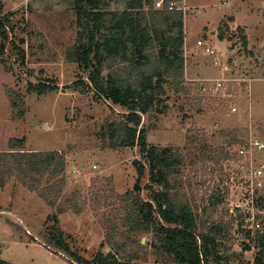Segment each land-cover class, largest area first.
<instances>
[{
  "label": "rangeland",
  "instance_id": "374dc122",
  "mask_svg": "<svg viewBox=\"0 0 264 264\" xmlns=\"http://www.w3.org/2000/svg\"><path fill=\"white\" fill-rule=\"evenodd\" d=\"M181 1L183 24L185 20L183 87L188 93L173 94L170 85H165L166 112L142 116L146 142L182 150L194 138L193 151L206 144L205 151L201 148L184 155L177 190L205 226L213 222L226 226L221 260L210 264H255L256 235L264 232V212L255 204L264 197V149H252L249 142L264 146V53L260 49L257 57L248 56L238 41L237 26L250 34L255 12L264 14V1L238 0L229 8L223 0ZM2 2L3 13L12 12L13 17L0 55V152L8 150L10 138L22 137L25 151H57L65 157V182L53 207L24 188L16 176L0 188V259L12 264H74L45 246L43 234L53 224L48 216L57 215L58 228L70 248L90 259L104 241L106 230L122 226L120 216L126 212L121 196L133 190L134 161H142V155L138 146L102 147L100 132L105 119L125 111L96 100L93 92L84 94L73 87L80 78L86 81L77 64L65 60L76 36L73 0ZM125 2L111 1L109 9L122 10ZM152 9L157 7L152 5ZM218 23L228 26L226 35H232L231 41L218 40ZM204 26L213 31L212 37L205 35ZM197 40L210 46L214 54L206 55ZM19 50L24 52L23 61ZM222 78L225 82L215 90V81ZM42 81L56 84L57 89L28 91L29 83ZM202 83L206 91L199 90ZM243 129L247 138L227 143L226 133ZM241 145H246V154H240ZM48 182L44 179L41 186ZM148 184L146 168L139 194L142 200L150 199ZM72 207L81 211L73 212ZM139 238L144 244L150 235ZM130 246L136 248V244ZM136 262L175 264L171 256L150 247L139 253Z\"/></svg>",
  "mask_w": 264,
  "mask_h": 264
},
{
  "label": "trees",
  "instance_id": "16d2710c",
  "mask_svg": "<svg viewBox=\"0 0 264 264\" xmlns=\"http://www.w3.org/2000/svg\"><path fill=\"white\" fill-rule=\"evenodd\" d=\"M111 1L114 0H73L76 36L65 60L76 63L86 75V81L80 78L73 82V87L84 94L93 92L96 100L108 101L125 111L115 118L105 119L99 134L104 138L102 147L138 146L142 161H134L133 190L121 196L122 209L126 212L120 216L122 226L106 230L104 241L90 259L70 248L58 228L56 214L47 218L53 224L43 234L45 246L61 252L74 264H138L139 253L147 247L171 256L175 264L218 263L226 226L219 222L205 226L190 202L177 190L184 155L198 153L201 148L205 151L206 144L195 147V151L191 147L194 138L189 140L190 147L182 150L148 144L147 128L142 122L144 115L166 112V84L173 94L188 93L183 87V13L152 9L153 0H125L122 10H111ZM12 17V12L3 13L0 0V55L4 54L9 33L7 26ZM223 27L222 24L218 27L217 38L231 41L232 35H226L228 26L224 24ZM238 30V41L244 46L245 35L241 28ZM19 51L23 61L24 52ZM56 89V84L50 82L28 84L31 93ZM247 136L244 129L225 135L228 144H237L239 137ZM24 142L23 137L10 138L8 150L0 152V188L16 176L24 188L53 207L65 182L62 175L65 157L57 151H25ZM219 150L223 153L224 148L221 146ZM146 168L150 199L142 200L139 194ZM44 179L50 182L42 187ZM255 204L264 212L263 196L256 199ZM71 209L76 213L81 211L75 207ZM141 234H149L150 240L142 244ZM247 237H252L251 232H247ZM256 237L258 253L254 263L264 264V232ZM134 244L136 248L131 250L130 245ZM0 264L12 263L0 259Z\"/></svg>",
  "mask_w": 264,
  "mask_h": 264
},
{
  "label": "crops",
  "instance_id": "0c3cea01",
  "mask_svg": "<svg viewBox=\"0 0 264 264\" xmlns=\"http://www.w3.org/2000/svg\"><path fill=\"white\" fill-rule=\"evenodd\" d=\"M235 1H238V0H223V3L226 5V8L227 7L229 8V6H231V4L234 3ZM239 1L241 3H243L247 0H239ZM256 1L258 2V1H264V0H256ZM255 14L257 16H255V18L252 20L254 25L251 26L252 29H251L250 34L246 33V31H244L245 29L243 30V28H241L240 26H237L238 29L241 28L243 30V34L245 35V39H246L244 46H243V44H241L242 45L241 48L245 49L247 51L248 56H250V57H257V55L260 54V52H259L260 49L264 53V14L261 13V10H260V12L256 11ZM223 16H227V15L224 14ZM261 16H262V18H261ZM223 19H224V17L222 19H220V21ZM233 22H234V20H233ZM233 22H231V23H233ZM219 26H220V24L218 25V27ZM206 27L207 26L203 27V31H205L204 32L205 35L208 37L209 36L212 37L213 31H209L210 29H207ZM218 27H216V28L218 29ZM216 30H215V33H216V37H217V31ZM184 32H185V20H184ZM185 39H186V36H185ZM220 41H222V40H220ZM255 42L256 43L258 42V45Z\"/></svg>",
  "mask_w": 264,
  "mask_h": 264
},
{
  "label": "built area",
  "instance_id": "2783aa9c",
  "mask_svg": "<svg viewBox=\"0 0 264 264\" xmlns=\"http://www.w3.org/2000/svg\"><path fill=\"white\" fill-rule=\"evenodd\" d=\"M182 1L181 0H153V5H155L157 7V10H169V11H183V7L181 5ZM198 46L200 47H204L203 51L206 55H212L214 54V51L211 49L210 46H207L205 43H203L201 40H197L196 43ZM216 63V62H214ZM225 79H219L215 81L214 84V89L218 90L222 87L223 83ZM205 83L208 82V80L204 81ZM205 83L200 84V86L198 87L200 91H206V86ZM210 89V88H209ZM232 112L235 111V106H232L230 109ZM249 145L251 146L250 148L255 149L257 151H263L264 146L262 145V143L260 144L259 142L255 141V142H249ZM239 152L240 154H246L247 153V147L246 145H241L239 147ZM260 173V172H258ZM258 225V224H256Z\"/></svg>",
  "mask_w": 264,
  "mask_h": 264
},
{
  "label": "water",
  "instance_id": "95a60500",
  "mask_svg": "<svg viewBox=\"0 0 264 264\" xmlns=\"http://www.w3.org/2000/svg\"><path fill=\"white\" fill-rule=\"evenodd\" d=\"M141 243H143V240L141 241Z\"/></svg>",
  "mask_w": 264,
  "mask_h": 264
}]
</instances>
